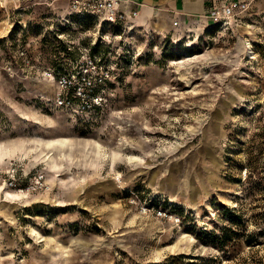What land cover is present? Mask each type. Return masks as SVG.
<instances>
[{
  "label": "rangeland",
  "instance_id": "374dc122",
  "mask_svg": "<svg viewBox=\"0 0 264 264\" xmlns=\"http://www.w3.org/2000/svg\"><path fill=\"white\" fill-rule=\"evenodd\" d=\"M67 3L0 0V264H264V0L164 32ZM22 46L97 70L59 106Z\"/></svg>",
  "mask_w": 264,
  "mask_h": 264
},
{
  "label": "built area",
  "instance_id": "2783aa9c",
  "mask_svg": "<svg viewBox=\"0 0 264 264\" xmlns=\"http://www.w3.org/2000/svg\"><path fill=\"white\" fill-rule=\"evenodd\" d=\"M125 0H68L66 13L74 14L81 19L88 16H93L96 20L97 26L102 23L107 25H115L127 21L128 17L122 9V3ZM247 0H227L222 4H214L208 8L203 16L209 19L213 24L219 26H226L231 24L236 16H239L241 9H246ZM132 15L137 16V11H133ZM60 19L67 21L64 16ZM33 59L29 54L26 46L19 47L15 52L9 56L5 61V68L10 74H15L22 70L24 72L34 71V74L44 78L53 80L56 84L57 93L55 96V103L59 106L67 105L71 102L69 96L70 92L75 93L84 90V83L91 82L89 76L91 72L97 70V64L94 58L86 56L81 61L83 62L80 69L76 67H65L64 64L49 67L45 63L33 64ZM28 72V73H29ZM96 76L93 77V82ZM147 210L146 206L143 207ZM161 213V211H160Z\"/></svg>",
  "mask_w": 264,
  "mask_h": 264
},
{
  "label": "crops",
  "instance_id": "0c3cea01",
  "mask_svg": "<svg viewBox=\"0 0 264 264\" xmlns=\"http://www.w3.org/2000/svg\"><path fill=\"white\" fill-rule=\"evenodd\" d=\"M227 0H125L122 9L128 19L137 25H148L157 32H164L171 28L193 25L199 26L205 21L203 14L214 4H222ZM63 11V10H62ZM137 11V16L132 15ZM60 12L59 14H61ZM211 22V21H210ZM212 23V22H211ZM162 26L165 29H155ZM234 30L242 28L240 24L231 23ZM200 30V27H198Z\"/></svg>",
  "mask_w": 264,
  "mask_h": 264
},
{
  "label": "trees",
  "instance_id": "16d2710c",
  "mask_svg": "<svg viewBox=\"0 0 264 264\" xmlns=\"http://www.w3.org/2000/svg\"><path fill=\"white\" fill-rule=\"evenodd\" d=\"M71 18H72V20L74 21V22H76V23H78V22H80V23H84V22H87V21H91V22H93V23H95L96 22V20H95V18L93 17V16H88V17H85L84 19H81L80 17H78V16H76V15H74V14H72V16H70ZM81 20V21H80ZM82 23V24H83ZM105 25H107V24H105V23H102L101 24V27H104ZM96 79V78H95ZM94 79V80H95ZM70 95H72V97H73V91L72 92H70ZM233 212H234V210H232ZM237 216H242L241 215V213H238V214H236ZM248 242H251V240H252V238H251V236H248Z\"/></svg>",
  "mask_w": 264,
  "mask_h": 264
},
{
  "label": "bare ground",
  "instance_id": "6f19581e",
  "mask_svg": "<svg viewBox=\"0 0 264 264\" xmlns=\"http://www.w3.org/2000/svg\"><path fill=\"white\" fill-rule=\"evenodd\" d=\"M220 25V24H219ZM245 42L248 44V40H245ZM244 43V44H246ZM49 83L52 82V80H49V79H46ZM15 149V148H14ZM14 149L12 148H6V149H3L2 151H0V159H4L6 156H11L13 155L14 153Z\"/></svg>",
  "mask_w": 264,
  "mask_h": 264
}]
</instances>
